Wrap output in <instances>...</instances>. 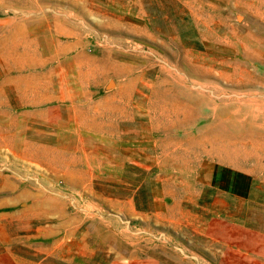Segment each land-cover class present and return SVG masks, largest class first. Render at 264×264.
Wrapping results in <instances>:
<instances>
[{"label": "rangeland", "instance_id": "1", "mask_svg": "<svg viewBox=\"0 0 264 264\" xmlns=\"http://www.w3.org/2000/svg\"><path fill=\"white\" fill-rule=\"evenodd\" d=\"M205 161L264 168V0H0V264H231Z\"/></svg>", "mask_w": 264, "mask_h": 264}, {"label": "crops", "instance_id": "2", "mask_svg": "<svg viewBox=\"0 0 264 264\" xmlns=\"http://www.w3.org/2000/svg\"><path fill=\"white\" fill-rule=\"evenodd\" d=\"M197 170L188 219L191 247L220 253L231 264H264V168L252 172L205 161ZM230 176L243 181L240 194L231 189Z\"/></svg>", "mask_w": 264, "mask_h": 264}, {"label": "bare ground", "instance_id": "3", "mask_svg": "<svg viewBox=\"0 0 264 264\" xmlns=\"http://www.w3.org/2000/svg\"><path fill=\"white\" fill-rule=\"evenodd\" d=\"M64 228V227H63ZM52 231V230H51Z\"/></svg>", "mask_w": 264, "mask_h": 264}]
</instances>
